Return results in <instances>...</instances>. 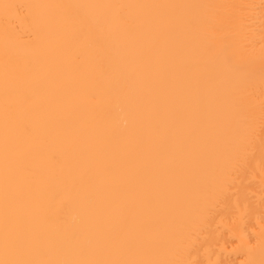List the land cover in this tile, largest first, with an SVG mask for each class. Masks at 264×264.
<instances>
[{
	"label": "bare ground",
	"instance_id": "obj_1",
	"mask_svg": "<svg viewBox=\"0 0 264 264\" xmlns=\"http://www.w3.org/2000/svg\"><path fill=\"white\" fill-rule=\"evenodd\" d=\"M0 264H264V0H0Z\"/></svg>",
	"mask_w": 264,
	"mask_h": 264
}]
</instances>
